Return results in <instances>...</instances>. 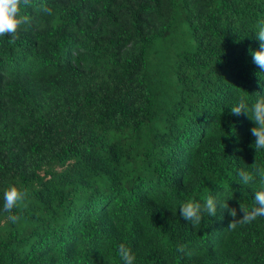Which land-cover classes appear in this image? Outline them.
Segmentation results:
<instances>
[{
	"label": "trees",
	"instance_id": "16d2710c",
	"mask_svg": "<svg viewBox=\"0 0 264 264\" xmlns=\"http://www.w3.org/2000/svg\"><path fill=\"white\" fill-rule=\"evenodd\" d=\"M53 10L44 14L39 5ZM0 37V264H264V216L229 231L264 168L243 113L264 96L253 63L264 0H33ZM176 42L174 49H168ZM28 196L12 214L4 191ZM184 246L183 252L177 248Z\"/></svg>",
	"mask_w": 264,
	"mask_h": 264
},
{
	"label": "clouds",
	"instance_id": "9594fccd",
	"mask_svg": "<svg viewBox=\"0 0 264 264\" xmlns=\"http://www.w3.org/2000/svg\"><path fill=\"white\" fill-rule=\"evenodd\" d=\"M33 0H0V37H9V43H14L18 39L21 30L27 31L32 27L33 21L29 14H21L22 6H30ZM40 10L46 15H53L52 8L41 4ZM256 39L260 41L259 50L251 53L252 60L261 70H264V21L260 22L259 30L256 33ZM231 114L239 116L242 113L246 115L253 123L254 127L250 129L251 135L255 138V151L264 149V96L259 97L249 106L245 97H240L237 103L231 107ZM242 185H248L253 182L255 176H260L264 179V168L256 166L253 163V171L248 172L240 170L238 172ZM28 196L27 189H18L11 186L4 191L3 194V211L9 213L7 220L13 224L20 221L21 217L13 213ZM255 205L251 210L247 209L243 204L239 205L242 217L237 219V209L230 208L227 202H218L214 197L208 196L203 204L196 201H188L179 206L180 216L184 221L191 224L193 227L199 225L204 216L214 217L217 214V209L223 208L228 215L232 217L227 229L229 231L236 230L239 226H243L255 221L258 217L264 216V190L256 191L254 194ZM178 252L184 251V246L177 248ZM118 254L123 261V264H134L135 256L131 250L121 244L118 247Z\"/></svg>",
	"mask_w": 264,
	"mask_h": 264
},
{
	"label": "rangeland",
	"instance_id": "374dc122",
	"mask_svg": "<svg viewBox=\"0 0 264 264\" xmlns=\"http://www.w3.org/2000/svg\"><path fill=\"white\" fill-rule=\"evenodd\" d=\"M176 46V42L174 41L171 45L168 43V49H174Z\"/></svg>",
	"mask_w": 264,
	"mask_h": 264
}]
</instances>
